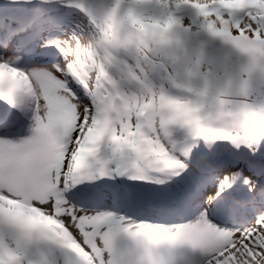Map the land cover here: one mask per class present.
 <instances>
[{
	"label": "rangeland",
	"instance_id": "obj_1",
	"mask_svg": "<svg viewBox=\"0 0 264 264\" xmlns=\"http://www.w3.org/2000/svg\"><path fill=\"white\" fill-rule=\"evenodd\" d=\"M42 5L32 7L27 12L19 14L18 6L15 5L14 11H8L10 14L18 15L19 20L10 17H3L0 19V40H4L0 44V62H8L12 66L20 70L31 72L33 69H44L49 73V78L37 81L38 92V106L36 119L33 126L24 135L14 138L10 133L14 132L15 123L18 118L14 117L15 112H23L10 104L6 103L0 98V113L4 118L0 120V141L11 139L16 144L15 151L10 153L6 161L1 164L0 168V216H8L14 221L24 225L27 229L33 232H43L52 239L42 238L43 242H51L52 246L48 249L47 264H69L70 254L67 249L63 248L57 241H64L60 230L54 226L51 221L52 216L61 217L66 224H68L74 231L77 238H80V233L84 234L89 244H95L97 247L92 249L93 254L97 248L102 250L103 257L108 264L105 245L103 244V237L106 231L113 230L117 226L123 228L128 227L129 232H139L140 246L144 249H151L155 245L150 244L147 240V235L141 230L143 225H150L155 231L170 232L177 231L191 226L192 224L209 220L220 227L221 230H233L236 232L244 231L241 238L237 240L234 236H227L222 244L226 248H230L232 253H236L237 249L247 252L249 257H252L257 252V246L264 245V233L253 235L252 224L261 215H264V158L260 155H254L256 152L264 153V117L256 111H248L242 117L225 116L212 121V127L215 129H222L229 132L233 136L241 138L239 146L229 140H216L214 142L208 141L203 135L198 134L191 127L187 125H174L170 129L171 135L163 136L161 129V119L159 115H155L151 122L143 121V126L137 127V111L143 107L144 100L139 101L133 99V92L139 90V84L133 80L124 78L126 81H121V74L117 70L113 73L114 79L109 80L98 73L97 62L102 55V50L97 45L95 49H75L82 52L86 63L88 64V75L90 82L93 83L92 89L85 95H79L74 88V80L71 78L70 70L66 67V63H73L72 52L75 51L69 43L74 42L79 38L82 45H87L89 41H94L99 38L100 28L110 8L115 7L116 0H87L91 2L98 11L96 19L101 23L95 22L91 25L82 15V10H69L66 3L70 0H48ZM63 2L60 4L59 2ZM36 4V3H33ZM120 7L116 12L115 18L122 10L127 9V14H134V12L146 16L148 24L150 17L163 15V18L176 15L180 18V23L177 27L183 35L180 37V43L187 40L188 37L200 38L203 40L202 44H198L195 40L193 42H185L181 44L187 50V55L182 56L181 63L177 64L178 69L172 68L173 63L165 57L167 55L183 54L177 53L175 49L170 46L164 47L162 50L154 54L153 59L163 65L164 70L161 73L162 77H157L152 74L149 75L150 83L157 90L163 88L164 91L174 97H188L191 94L182 88H177L167 79L169 73L179 72L178 80L181 82L187 81L194 88H203L206 79L211 86H215L218 71L220 76H223V69L227 61H235L237 55L246 58V65L239 80V88L243 95L245 103H252L261 95H264V0H119ZM193 6L192 8H189ZM74 10V11H72ZM36 15L39 20L37 24H33V33L27 37V40L22 39L18 34H14L15 27H19L23 20L29 15ZM125 14L120 20H108L110 27L107 29L109 37L119 35L120 28L126 29ZM9 16V15H8ZM150 16V17H149ZM134 26L139 27L138 19H132ZM143 23V22H142ZM63 31L61 42L58 44L59 49H63L61 54H56L47 49L43 45V39L48 29H60ZM141 28V27H140ZM190 36L188 35V33ZM163 34H164V30ZM8 34H11L7 38ZM14 34V35H13ZM197 40V39H196ZM198 41V40H197ZM220 41L226 44L227 47H220L216 42ZM1 43V42H0ZM187 43V45H186ZM116 46V45H113ZM174 50V51H173ZM204 50L205 53L202 51ZM117 51V50H116ZM189 52V53H188ZM116 54V53H115ZM195 54L200 58V63L205 65V59L208 66L214 73L209 76V69L203 73L194 75L190 78L183 73L184 66L191 63V56ZM128 64H135L137 62V55L134 51L126 50L125 60ZM170 63L172 64L170 66ZM30 64V65H29ZM29 65V66H27ZM58 66V67H57ZM206 66V65H205ZM154 68H157L155 65ZM171 69V71H170ZM209 76V77H207ZM63 78L65 87L73 93L72 99H75L79 105V114L77 116L76 127L70 134V144L65 152L57 157L51 166L49 158L52 155L51 138L41 139L40 132L37 128H42L45 119V112L42 109L49 105V100L45 99V90L49 97L51 91H60L61 87L53 84L50 79ZM98 83V84H97ZM121 86L117 89L114 85ZM100 90L94 92V90ZM110 91V99L114 101L102 103V100H109L105 96V92ZM63 94V91H62ZM119 98L124 100L120 102ZM119 110L120 115L115 116L110 112V106ZM28 107V106H27ZM26 107V108H27ZM25 108V109H26ZM24 109V110H25ZM49 112V111H48ZM8 115V116H7ZM47 116V115H46ZM154 126L155 130L161 132V139L168 148L170 155L174 158L185 161L188 168L179 176L169 177L167 174L152 173L153 176H160L165 179V183L159 184L158 191H163L165 188L171 186L175 190L185 192L187 200H193L194 204L188 213L187 218H177L172 222H155L148 219H136L129 215L116 211L113 208L107 209H92L91 200H83L82 204H77L67 198L66 192L71 191V184L75 181H80V172L74 171L71 167H65V154L69 149H74L75 152L81 155H86L88 150L95 147L101 141L106 143L107 156L111 153V141L106 136V131L113 128L114 134L123 141L124 138L138 139L143 132L151 138H156V131L149 127V124ZM77 129L79 130L77 132ZM13 134V133H12ZM67 136V137H68ZM248 138L245 141L244 138ZM92 138H97L93 142ZM189 139H195L190 142ZM254 141L256 150L248 146V142ZM31 142L32 147L28 148L25 145ZM232 146V148H231ZM243 147L249 153H245L240 159L236 158L239 147ZM190 150L189 155H185V151ZM62 149L60 150V152ZM207 152L206 153L204 152ZM60 152L56 153L58 155ZM54 155V156H55ZM134 157L125 155L123 160L118 162L128 163ZM242 159V160H241ZM218 160V162H217ZM222 162V163H219ZM30 163L36 165L44 172V180L51 183V188H43L38 184L32 183L27 179V172L30 168ZM221 169L216 171V167ZM113 167V164H112ZM44 168V169H43ZM119 168V167H117ZM200 169L196 175V179L200 177L202 181V196L188 192L191 186H196L197 182L192 179L195 171ZM188 176L189 187H185L188 181H182L183 174ZM238 173V175H232ZM118 176L113 173L108 174V178L118 181ZM245 178L253 182V187L244 182ZM136 182V187H143L151 193L156 191L152 189L148 179L132 178ZM101 176H96V181L101 182ZM129 181L124 183V188L129 187ZM198 181V182H199ZM231 182V189L235 191L237 196H245L249 200L257 202L253 207L252 215L249 222L241 226H233L230 223L215 221L210 218V212L215 205L223 198L226 190L220 192L221 185ZM105 186V185H103ZM106 188V187H105ZM228 189V188H226ZM56 190H59L56 192ZM193 190V189H192ZM191 190V191H192ZM220 193L216 195V193ZM116 197L113 200L117 201V208L121 210H133L139 208V201L137 199L130 201V194L124 191L116 192ZM205 194V195H204ZM215 197L210 200L209 197ZM196 197V199H195ZM192 202V203H193ZM143 203H141V206ZM55 208V213H51V207ZM86 205V206H84ZM104 213H111L113 215V222L98 220ZM122 235H129L121 232ZM137 237V236H136ZM133 237L132 238H136ZM0 243H7L11 248H17L16 240L10 235L0 237ZM235 243V247H233ZM33 244L27 241L20 242V253L22 254L23 264H41L44 259H41V253ZM161 247H171L162 245ZM81 255L87 252H82L77 249ZM227 255V253H225ZM197 261L190 263L187 261L181 264H203L204 258L198 253ZM74 259V255L72 256Z\"/></svg>",
	"mask_w": 264,
	"mask_h": 264
},
{
	"label": "snow or ice",
	"instance_id": "obj_2",
	"mask_svg": "<svg viewBox=\"0 0 264 264\" xmlns=\"http://www.w3.org/2000/svg\"><path fill=\"white\" fill-rule=\"evenodd\" d=\"M78 6L83 8L82 4ZM119 7V0H116L115 7L110 8L107 12V20L115 18ZM69 45L74 50L81 48L79 38L69 43ZM68 67H72V65H68ZM47 78H49V73L43 69L36 68L31 72H26L12 66L8 62H0V98L12 107L24 111L30 102H35L38 105L37 81ZM45 99L49 100L50 107L52 108V122L49 125L43 126V128H38V132L44 130L50 131L56 121V101L54 98L48 96L47 90H45ZM188 122L187 120L182 121L180 119L161 121L163 136L170 137L172 126L178 124L186 125ZM149 127L154 129L151 123ZM155 131L156 138H151L142 132L138 139L124 138L123 141L115 134H111L108 137L111 141L110 156L102 155V150L104 149L103 141L89 149L86 155H81L75 152L74 149H69V152L65 154L64 166L71 167L74 171H79L82 175H86L88 179L95 178L97 175H108L113 171L119 170L122 174H127L134 179H152L156 183L163 184L166 182L165 179L160 176H153L152 173L167 174L169 177L179 176L188 168V164L170 155L168 148L162 142L161 132L159 130ZM197 133L203 135L210 142L229 140L237 144V146L241 142L240 137L233 136L222 129L201 128ZM2 136L0 135V137ZM244 139L245 141L248 140L247 137ZM25 146L30 148L32 147V143L28 142ZM248 146L254 151L256 150L254 141L248 142ZM126 154L134 158L128 163H121L118 169H114L112 167L113 161L119 162ZM189 154L190 150H186L185 155ZM232 175H238V173H232ZM244 182L253 187V182L250 179L245 178ZM231 186V182L222 184L220 192ZM219 194V192L216 193V195ZM209 198H211L210 200L215 199L214 196ZM50 207V214H54L55 208L52 205ZM97 219L108 223L114 221L111 213H104ZM141 230L147 235V240L150 244L157 246L168 245L173 248L178 245L190 247L204 258L203 264H264V245L257 246L256 254L249 257L246 251L238 248L237 252H239V255H237L221 243L229 235L239 240L242 233L247 230H241V232L232 230L229 233L228 231L221 230L219 226L209 220L198 221L187 228L166 233L155 231L150 225H143ZM122 231L133 237L140 234L139 232H129V228L126 226L123 228L117 226L113 230L106 231L103 237V244L109 251L115 250ZM252 231L253 235L264 233V215L259 216L254 221ZM8 234L16 240L17 248H11L7 243H4L0 247V264H23L22 254L20 253L21 241L30 243L38 238H53L43 232H33L8 216H0V237ZM79 237L73 236V240L75 241L73 244L57 241L70 254L69 264H107L102 250L97 248L93 254L92 249L97 246L89 244L83 233H80ZM77 245L89 254L81 255L77 251ZM232 246L235 247V243ZM73 255L74 259L72 258ZM149 260L150 264H167L165 260H157L151 254H149ZM113 264H117V262L114 261ZM119 264H144V262L142 258L140 260L122 259L119 261Z\"/></svg>",
	"mask_w": 264,
	"mask_h": 264
},
{
	"label": "clouds",
	"instance_id": "obj_3",
	"mask_svg": "<svg viewBox=\"0 0 264 264\" xmlns=\"http://www.w3.org/2000/svg\"><path fill=\"white\" fill-rule=\"evenodd\" d=\"M110 27L105 17L99 25L100 35L97 40L89 41L87 45L80 44L82 49L93 48L97 45L102 50V55L97 62L98 73L109 79H114L112 70L117 69L122 78L134 80L139 84V90L133 92V99L145 102L137 111V127L143 126V121H152L155 115H159L161 121L168 119H180L189 121L186 125L194 131L201 128H212V121L225 117H242L248 111H256L260 117H264V95H261L252 103H245L239 88V80L246 65V58L237 55L235 61H227L223 69V76L217 71V83L211 86L206 79L203 88H194L187 81L178 80L179 72L169 73L168 79L177 88H182L191 95L180 98L167 94L163 88L157 90L149 81V75L155 67L154 54L164 47L170 46L175 49L176 55H169L170 62L180 64L182 56L187 55V50L180 43L183 35L176 23L168 21L165 25L167 35L162 36L158 31H152L147 26H141L140 30L127 28L118 36L109 37L107 29ZM155 25H152L154 28ZM220 47H227L220 41L216 42ZM116 45V46H113ZM118 49L134 51L137 55L135 64H128L121 60L115 53ZM207 66L200 63V58L193 54L191 63L184 66L183 73L190 78L203 73ZM214 73L209 72V76Z\"/></svg>",
	"mask_w": 264,
	"mask_h": 264
},
{
	"label": "bare ground",
	"instance_id": "obj_4",
	"mask_svg": "<svg viewBox=\"0 0 264 264\" xmlns=\"http://www.w3.org/2000/svg\"><path fill=\"white\" fill-rule=\"evenodd\" d=\"M82 4L84 8L88 9L89 14L96 15L95 10L88 6L85 3H81L79 0H73L66 4L67 6H74L75 8H81L78 5ZM89 16L90 21H94L96 18L95 16ZM96 21V20H95ZM95 23V22H94ZM1 43L4 40H0ZM44 70V69H43ZM53 84H57L60 86L61 90L59 91H51L50 95L52 94L53 98L56 101V121L54 126L51 127L49 130L40 131L41 139L51 138L50 144L52 147V155L50 156L49 160L51 166L57 157H60L67 149L68 145L70 144V136H66L65 134H70L74 131L77 122V116L79 114V105L77 104L75 99H72L73 93L70 92L64 84V79L57 78V79H50ZM63 91V94H62ZM74 96V95H73ZM45 112V119L43 120V126L49 125L52 122V108L50 104L46 107L42 108ZM49 111V112H48ZM37 112V110H36ZM36 115V114H35ZM47 115V116H46ZM16 144L11 139H6L4 141H0V168L1 164L6 161V158L11 155L13 150H15ZM62 151L60 152V150ZM14 152V151H13ZM60 152L58 155L56 153ZM55 155V156H54ZM44 169V168H43ZM44 171L39 169L33 163H30V168L27 172V179L29 182L38 184L40 187L43 188H51V183L44 180ZM56 190L55 193H57ZM181 196H184L183 193H180ZM170 209H175L177 213H179L180 208L174 207L171 205ZM218 213L225 209L224 204H219L217 207L214 208ZM172 213H175L172 210ZM139 236L136 238H132L131 235H120L119 240L116 243V247L114 251H109L106 247L107 260L108 264H113V262H117L122 259H132V260H140L143 259L144 264H150L149 254L155 259H163L167 262V264H181L184 261L192 263L197 261L199 256L196 257L197 252L191 249L188 246H178L177 248L170 247H161L155 245L151 249H144L139 244L141 243ZM84 251V250H83Z\"/></svg>",
	"mask_w": 264,
	"mask_h": 264
},
{
	"label": "trees",
	"instance_id": "obj_5",
	"mask_svg": "<svg viewBox=\"0 0 264 264\" xmlns=\"http://www.w3.org/2000/svg\"><path fill=\"white\" fill-rule=\"evenodd\" d=\"M26 3H29V2L27 1ZM14 5H15V0H0V9H4V8L13 9V8H14V7H13ZM130 17H131V16H130ZM136 18H139V17H136ZM139 19H141V18H139ZM141 20H142V22L148 24V23L146 22L147 19L142 18ZM149 21H151L152 23H150V24H148V25H152V24L154 23V19H150ZM126 23H127V25L129 26L131 22L128 21V22H126ZM231 148H232V146H231ZM244 153H249V152H248V151H245ZM257 155H261V156L264 157V153H261V152L258 153ZM238 158L240 159V155H239Z\"/></svg>",
	"mask_w": 264,
	"mask_h": 264
}]
</instances>
